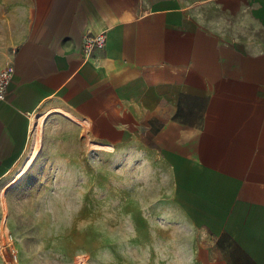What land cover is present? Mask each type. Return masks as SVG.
<instances>
[{"label": "crops", "instance_id": "0c3cea01", "mask_svg": "<svg viewBox=\"0 0 264 264\" xmlns=\"http://www.w3.org/2000/svg\"><path fill=\"white\" fill-rule=\"evenodd\" d=\"M102 31L87 59L85 36ZM9 64L0 187L34 116L62 106L102 144L161 157L204 236L201 264H264V0H0Z\"/></svg>", "mask_w": 264, "mask_h": 264}, {"label": "rangeland", "instance_id": "374dc122", "mask_svg": "<svg viewBox=\"0 0 264 264\" xmlns=\"http://www.w3.org/2000/svg\"><path fill=\"white\" fill-rule=\"evenodd\" d=\"M32 125L0 187L16 264H201L204 236L174 204L170 173L147 142L102 144L62 106Z\"/></svg>", "mask_w": 264, "mask_h": 264}, {"label": "built area", "instance_id": "2783aa9c", "mask_svg": "<svg viewBox=\"0 0 264 264\" xmlns=\"http://www.w3.org/2000/svg\"><path fill=\"white\" fill-rule=\"evenodd\" d=\"M107 44L106 32L90 33L85 36L83 50L85 57L91 58L95 50H104ZM15 72L14 64L0 68V102L6 99L9 85L12 82ZM2 231L0 232V257L3 264H16L19 261V249L16 245L15 235L7 228L6 220L0 215Z\"/></svg>", "mask_w": 264, "mask_h": 264}]
</instances>
